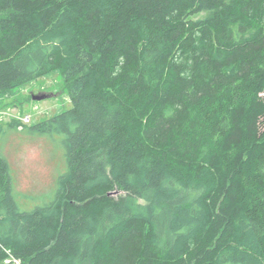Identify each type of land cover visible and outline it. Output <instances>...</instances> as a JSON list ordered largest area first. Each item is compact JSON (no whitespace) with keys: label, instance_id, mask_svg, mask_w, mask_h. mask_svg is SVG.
Masks as SVG:
<instances>
[{"label":"trees","instance_id":"1","mask_svg":"<svg viewBox=\"0 0 264 264\" xmlns=\"http://www.w3.org/2000/svg\"><path fill=\"white\" fill-rule=\"evenodd\" d=\"M53 73L66 170L22 210L0 155V264H264V0H0V95Z\"/></svg>","mask_w":264,"mask_h":264},{"label":"rangeland","instance_id":"2","mask_svg":"<svg viewBox=\"0 0 264 264\" xmlns=\"http://www.w3.org/2000/svg\"><path fill=\"white\" fill-rule=\"evenodd\" d=\"M202 12L191 16L203 20ZM76 95L74 77L53 73L0 95V155L11 167L16 201L32 210L51 201L58 178L65 172L64 150L48 131V121L69 110ZM34 96L43 97L41 100Z\"/></svg>","mask_w":264,"mask_h":264},{"label":"built area","instance_id":"3","mask_svg":"<svg viewBox=\"0 0 264 264\" xmlns=\"http://www.w3.org/2000/svg\"><path fill=\"white\" fill-rule=\"evenodd\" d=\"M5 264H21L19 260H16L14 258L7 260Z\"/></svg>","mask_w":264,"mask_h":264},{"label":"water","instance_id":"4","mask_svg":"<svg viewBox=\"0 0 264 264\" xmlns=\"http://www.w3.org/2000/svg\"><path fill=\"white\" fill-rule=\"evenodd\" d=\"M42 98H43V97H40V96H38V97H37V96H34V97H33V99H35V100H41Z\"/></svg>","mask_w":264,"mask_h":264}]
</instances>
